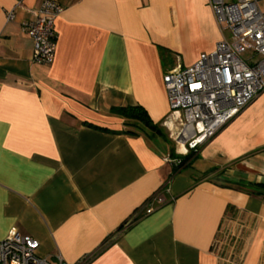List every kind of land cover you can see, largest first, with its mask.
<instances>
[{
    "label": "crops",
    "instance_id": "obj_1",
    "mask_svg": "<svg viewBox=\"0 0 264 264\" xmlns=\"http://www.w3.org/2000/svg\"><path fill=\"white\" fill-rule=\"evenodd\" d=\"M42 1L0 0V239L52 262L264 264V93L184 164L172 137L162 77L221 39L208 0H56L46 65L22 27Z\"/></svg>",
    "mask_w": 264,
    "mask_h": 264
},
{
    "label": "built area",
    "instance_id": "obj_2",
    "mask_svg": "<svg viewBox=\"0 0 264 264\" xmlns=\"http://www.w3.org/2000/svg\"><path fill=\"white\" fill-rule=\"evenodd\" d=\"M218 23L221 39L193 64H177L163 77L170 113L177 114L175 143L197 150L230 119L264 93V9L259 0H208ZM63 11L56 0H43L31 19L22 22L33 41L32 60L51 64L55 57V21ZM14 17V9L6 19ZM155 205L164 202L155 196ZM149 201L145 214L155 209ZM38 240L15 228L0 239V264H85L87 258L67 263L58 254L49 261L37 254Z\"/></svg>",
    "mask_w": 264,
    "mask_h": 264
},
{
    "label": "trees",
    "instance_id": "obj_3",
    "mask_svg": "<svg viewBox=\"0 0 264 264\" xmlns=\"http://www.w3.org/2000/svg\"><path fill=\"white\" fill-rule=\"evenodd\" d=\"M118 113L126 119V124L132 128L136 127L137 125H141L149 128L152 131H159V126L153 123L146 110L141 106L122 107L119 109ZM189 151L192 150H188V153L181 161V164H184L189 160V158H191L192 152L189 153Z\"/></svg>",
    "mask_w": 264,
    "mask_h": 264
},
{
    "label": "rangeland",
    "instance_id": "obj_4",
    "mask_svg": "<svg viewBox=\"0 0 264 264\" xmlns=\"http://www.w3.org/2000/svg\"><path fill=\"white\" fill-rule=\"evenodd\" d=\"M259 5L262 9H264V0H259ZM177 114L176 113H170V119L173 121V122H176L177 121Z\"/></svg>",
    "mask_w": 264,
    "mask_h": 264
}]
</instances>
